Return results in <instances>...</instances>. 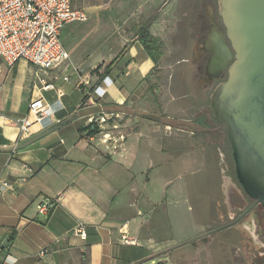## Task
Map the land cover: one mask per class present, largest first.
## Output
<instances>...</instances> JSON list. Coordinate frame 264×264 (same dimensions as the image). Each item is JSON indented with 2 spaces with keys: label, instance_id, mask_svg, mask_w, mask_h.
<instances>
[{
  "label": "crops",
  "instance_id": "1",
  "mask_svg": "<svg viewBox=\"0 0 264 264\" xmlns=\"http://www.w3.org/2000/svg\"><path fill=\"white\" fill-rule=\"evenodd\" d=\"M160 1L109 2L126 14L98 21L97 32L110 24L100 43L115 35L119 42L110 58L62 40L70 60L35 76L27 60L9 65L0 57V180L13 184L0 185V264H160L169 251L161 249L238 215L246 196L227 128L211 107L220 78L208 75L206 41L219 7ZM147 22L160 45L157 61L139 34ZM121 23H137L136 34L118 36ZM90 56L94 63L85 65ZM42 78L55 87L45 89ZM40 98L61 101L46 127L30 111ZM103 112L111 118L101 129L91 118ZM21 116L33 124L24 137L14 121ZM49 201L52 210L40 214ZM257 230L236 224L196 240L203 264H254Z\"/></svg>",
  "mask_w": 264,
  "mask_h": 264
},
{
  "label": "water",
  "instance_id": "2",
  "mask_svg": "<svg viewBox=\"0 0 264 264\" xmlns=\"http://www.w3.org/2000/svg\"><path fill=\"white\" fill-rule=\"evenodd\" d=\"M219 14L224 29L214 18L206 41L208 75L226 78L215 87L211 107L227 128L240 188L255 200L252 207L262 205L264 216V0H219ZM247 212L186 242L236 225Z\"/></svg>",
  "mask_w": 264,
  "mask_h": 264
},
{
  "label": "built area",
  "instance_id": "3",
  "mask_svg": "<svg viewBox=\"0 0 264 264\" xmlns=\"http://www.w3.org/2000/svg\"><path fill=\"white\" fill-rule=\"evenodd\" d=\"M89 14L85 7L76 6L73 0H0V57L9 65L25 59L34 67V75L39 70H49L70 60V53L61 39L62 29L72 22H85ZM64 79H68L67 76ZM45 89L54 88V84L41 79ZM105 84H110L109 78H104ZM94 92L100 97L106 94L103 85H97ZM61 108V101L46 103L42 98L31 101L30 111L44 127L53 122L52 114ZM111 118L103 112L98 119L91 120L102 129L103 124ZM20 128V137L31 133L32 122L26 116L14 120ZM104 135H108L104 133ZM0 185L12 188V182L3 179ZM52 202L38 205L40 214H48L53 207ZM82 236H86L81 231ZM125 242L132 240L123 236Z\"/></svg>",
  "mask_w": 264,
  "mask_h": 264
},
{
  "label": "rangeland",
  "instance_id": "4",
  "mask_svg": "<svg viewBox=\"0 0 264 264\" xmlns=\"http://www.w3.org/2000/svg\"><path fill=\"white\" fill-rule=\"evenodd\" d=\"M110 1L112 0H76L77 4L86 8L89 14V19L85 22L70 23L62 29V40L67 44L68 48L72 49V47H70V43L74 42L75 40V42H77L79 46L81 45L83 48L79 52L80 54H84L86 50L94 52L97 48H99V53H101L106 58H110L114 53H116V51H118L119 42L116 35L115 37L112 35L114 37L113 39L107 40L102 44L100 43L101 41L103 42V37L109 32L110 24L105 22V26L101 24V28H99L100 31L97 32L96 29L98 21L101 22L103 19L105 21L107 16H113L115 18L119 16L118 19H124V17H126L124 11L121 9L119 10L118 6L116 8L112 7L110 11L108 9V4ZM160 2L163 3L164 0ZM96 4L100 5V11H98V13L97 11H94L95 9L93 7ZM148 19L149 18H143L141 19V22ZM136 24L137 23L128 25L127 23H121V33L119 32L117 35L123 38L127 35L136 34ZM93 63L92 56H90L85 65ZM188 240L179 242L174 246L168 247L164 250L161 249L162 251H169L160 255V264H203L201 256L198 253L197 244L199 241L186 242ZM158 261L159 260L153 259L149 261L148 264H159Z\"/></svg>",
  "mask_w": 264,
  "mask_h": 264
},
{
  "label": "flooded vegetation",
  "instance_id": "5",
  "mask_svg": "<svg viewBox=\"0 0 264 264\" xmlns=\"http://www.w3.org/2000/svg\"><path fill=\"white\" fill-rule=\"evenodd\" d=\"M206 2L214 3L217 7H219V0H205ZM217 20L219 21L221 27H224L221 24V17L218 10ZM226 78V75L223 78L217 80V82L222 81ZM246 199L248 201L245 208H240L238 215L233 219L236 220L243 212L248 210V212L240 219L237 224H247L252 230L258 229L253 235H251L252 243H253V251L252 257L254 264H264V216H263V207L260 203L254 205V199L246 195ZM251 207V209H248ZM232 220V221H233ZM231 222V221H230Z\"/></svg>",
  "mask_w": 264,
  "mask_h": 264
},
{
  "label": "trees",
  "instance_id": "6",
  "mask_svg": "<svg viewBox=\"0 0 264 264\" xmlns=\"http://www.w3.org/2000/svg\"><path fill=\"white\" fill-rule=\"evenodd\" d=\"M139 34L142 38V41L146 47V49L151 53L153 58L157 61L158 58L161 56L160 51V45L157 44L156 39L152 36V34L149 32V22L143 24L142 27L139 28ZM122 52L115 57L106 67V70L103 74H101V78L104 77L105 74L109 73L112 67L116 64L118 59L120 58ZM102 65H100L97 70L101 68Z\"/></svg>",
  "mask_w": 264,
  "mask_h": 264
},
{
  "label": "bare ground",
  "instance_id": "7",
  "mask_svg": "<svg viewBox=\"0 0 264 264\" xmlns=\"http://www.w3.org/2000/svg\"><path fill=\"white\" fill-rule=\"evenodd\" d=\"M232 191V190H231Z\"/></svg>",
  "mask_w": 264,
  "mask_h": 264
}]
</instances>
